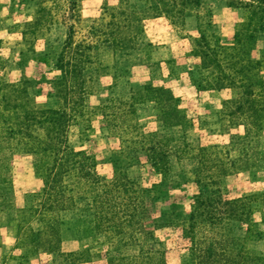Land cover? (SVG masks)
<instances>
[{
	"label": "rangeland",
	"instance_id": "rangeland-1",
	"mask_svg": "<svg viewBox=\"0 0 264 264\" xmlns=\"http://www.w3.org/2000/svg\"><path fill=\"white\" fill-rule=\"evenodd\" d=\"M118 20L126 51L101 42ZM68 28L96 47L54 97ZM21 81L93 178L67 163L43 222L32 158L3 145L0 264H264V0H0V83Z\"/></svg>",
	"mask_w": 264,
	"mask_h": 264
},
{
	"label": "trees",
	"instance_id": "trees-1",
	"mask_svg": "<svg viewBox=\"0 0 264 264\" xmlns=\"http://www.w3.org/2000/svg\"><path fill=\"white\" fill-rule=\"evenodd\" d=\"M115 15H121L126 19L128 15H133V11L125 9L123 6L112 8ZM111 16H115V15ZM132 17L131 19H133ZM140 21V19H136ZM129 22L125 20L112 21L108 24L107 36L101 42H105L108 47L116 50L126 51L133 46V36L129 34ZM96 47V43L83 44L82 41L72 43L71 28H68L64 45L56 57L55 67L60 72V76L52 78L50 84L53 87V96L59 97L61 87L68 81V90L73 89L72 83L82 73V81L90 76V57L85 50ZM103 69L100 65L93 69L97 71ZM82 82V83H83ZM26 81L19 83H0V155L1 149L5 146L3 153L29 155L33 160V168L38 179L42 181L41 193H36L38 197L37 205L41 208L38 214L43 222L50 220L53 215L51 211L59 206H67L71 197L64 196L63 190L57 177L71 163V173L73 176L72 185L81 184L93 178L84 168V162H79L78 156L84 157L80 151H73L65 143V128L70 115H66L58 108H38L34 105V100L26 93ZM26 85V86H25ZM84 157L83 159H86ZM77 165V169H74ZM7 170L4 164H0V183L5 182L4 177ZM97 178V177H96ZM61 189V190H60ZM100 197V196H98ZM23 213L35 212V208L28 207L21 209Z\"/></svg>",
	"mask_w": 264,
	"mask_h": 264
}]
</instances>
